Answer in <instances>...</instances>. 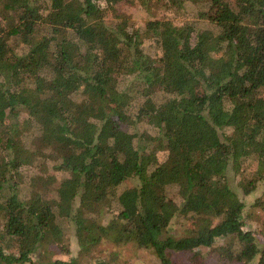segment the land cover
<instances>
[{
    "label": "trees",
    "instance_id": "trees-1",
    "mask_svg": "<svg viewBox=\"0 0 264 264\" xmlns=\"http://www.w3.org/2000/svg\"><path fill=\"white\" fill-rule=\"evenodd\" d=\"M150 1L0 0V264H83L106 243L264 264L230 180L246 196L264 180V0H159L197 19L144 27L118 14ZM38 172L58 184L33 188Z\"/></svg>",
    "mask_w": 264,
    "mask_h": 264
},
{
    "label": "rangeland",
    "instance_id": "rangeland-1",
    "mask_svg": "<svg viewBox=\"0 0 264 264\" xmlns=\"http://www.w3.org/2000/svg\"><path fill=\"white\" fill-rule=\"evenodd\" d=\"M103 7H106L105 3H102ZM124 11H127V13L131 16V21H134L138 26L144 27L147 23V20L151 18L152 15H156L158 18H168L170 20H174L177 22H183L188 20H194L197 18L193 17H185L182 13L176 12L172 7L166 6V3L164 1L159 0H151L149 7L136 5L132 8H128L127 6L123 7L120 6L118 11L119 13H123ZM186 11L190 14H193L197 11V6L193 4H186ZM107 15L110 17L109 19L113 18V11L110 9H107ZM150 43H148L149 45ZM147 132L148 135H151V131L149 127H146L145 133ZM49 140H52V136L50 135ZM46 137L44 134L35 133L34 135H31V138H29L30 147L33 149H36L38 147H45V141ZM49 150V148L47 149ZM255 167H251L247 170V175L250 176L254 174ZM36 171L31 172L28 179V183L30 181V178L35 174ZM40 173L38 172V176ZM235 177L233 173L230 174V180L233 185V187L236 189V191L239 193L241 199L245 203V213L244 214H251L253 217L251 220H249L248 228L253 231L257 232H264V180H262L257 190L252 193L249 196L244 195L240 188H237L235 185ZM36 181L34 182L33 188H42L43 186L47 184H54L57 185V181L55 180V177L53 174L48 175H40ZM137 185L136 181H129L125 183L123 186H121L118 190V193L121 194L124 191H128L129 193L135 192V187ZM30 190L29 186L24 187L23 192L24 194H28ZM259 202V203H258ZM246 215V216H247ZM63 219V218H62ZM62 227L66 233V235L69 237V242L71 245V252L70 254H60L57 257L61 258L63 260H71L73 258H78L79 256V246L78 242L76 240V237L73 232L72 224L69 222V220L63 219ZM170 234L174 236H179L182 233V229L178 225H172L169 229ZM169 258L171 260V264H190L187 261V257L185 255L171 252L169 255ZM90 262H99L104 261L107 264H160V260L157 259L155 253L151 250H142L139 249L134 244H123V245H114L111 243H106L104 245H101L97 251H95L90 257H85L82 259L83 264H90Z\"/></svg>",
    "mask_w": 264,
    "mask_h": 264
}]
</instances>
